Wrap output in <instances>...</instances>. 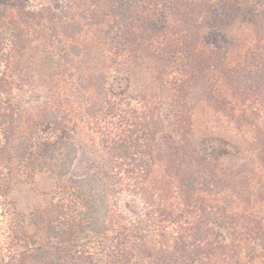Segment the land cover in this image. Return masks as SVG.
<instances>
[{
	"label": "trees",
	"instance_id": "obj_1",
	"mask_svg": "<svg viewBox=\"0 0 264 264\" xmlns=\"http://www.w3.org/2000/svg\"><path fill=\"white\" fill-rule=\"evenodd\" d=\"M15 1L0 3V264H264V0H242L236 35L223 0H71L68 17ZM38 33L62 104L27 80ZM142 69L163 84L129 91ZM43 174L49 204L10 207Z\"/></svg>",
	"mask_w": 264,
	"mask_h": 264
},
{
	"label": "rangeland",
	"instance_id": "obj_2",
	"mask_svg": "<svg viewBox=\"0 0 264 264\" xmlns=\"http://www.w3.org/2000/svg\"><path fill=\"white\" fill-rule=\"evenodd\" d=\"M5 2H8V0H0V3H5ZM70 2L71 0H17L15 1V3L11 4V7L13 8L21 7L24 9L37 10L41 6H49L52 9V12H56V14H58L60 17H62V14L68 17L72 14L71 10H69ZM254 4L258 5V1L253 0L251 6ZM224 5L226 6V8H224ZM248 11L249 10L247 9V5L242 3V0H223L222 4L219 5V13H217L218 15H220V19L222 20L225 19L223 20V22L220 23V25L224 27V25L229 24L228 26L229 30L231 29L235 33V35L239 34L240 33L239 29L236 26H232V24L234 22H237V18L246 19L247 16H245V14L248 13ZM225 15L227 16L225 17ZM249 19L250 18H247V20ZM214 20H215L214 17H210L209 20L207 19L205 21V24L208 26L211 23H213ZM34 26H36V24H34ZM86 27L84 26L82 33L78 37V40H80V42L81 41L85 42L86 40L92 39V33H94V29L91 28L90 30ZM29 39L33 41V44L31 45L32 47H30L31 49H29V51L23 52L25 57L27 56L30 58V56H32V59H31L32 64L29 65V70L26 74L27 80H29V83L31 84V86L32 85L35 86L37 93L40 92L39 88L41 85H43L44 82L46 84L50 83L49 85H46V87L50 90H53L54 92H57L58 99H59L57 102H60L62 104V68L59 69L60 71L59 75H56V72L53 73L52 70L50 72H45L47 68V64H43V61H39V57H41V55L42 56L48 55V52L46 51V47L42 45L43 42L46 39H48V36H46L45 34L40 35V33L30 34ZM36 40H37V45H36ZM2 48H5V47H2ZM60 52H61L60 56H62V51ZM13 53H12V56L14 58ZM17 55H16V58H18ZM34 61H36L40 65H37L38 67H36L34 64ZM132 64H134V62H132L131 59L124 61V65L130 66ZM108 73L109 75H111L110 77H113L112 75L114 73L112 70L111 71L108 70ZM155 76L156 74L145 72L142 69V71L139 73V77L137 76L136 78L137 80H135V82H132L131 85H129L128 90L140 92V91H144V88L148 86H151V88L153 89V88H156V84L158 83L163 84L161 81H159V79H156L157 76L156 77ZM174 76L176 75H173L172 77H168V79L171 80L172 78H174ZM120 78H121L120 75L117 74V78L114 79L113 82L110 81L111 83H113L112 86L117 87V84L119 85L121 82ZM33 80L35 83H33ZM121 85L122 87H120L119 90L126 91L127 90L126 85L124 83H122ZM155 98L157 102L159 100H161V102H164L166 100L165 96H161L159 94H156ZM156 101L154 100V102ZM191 101L192 102H190V105H192L194 100L191 99ZM188 103H189V99H188ZM208 111L209 110L207 109V106L204 103H200L199 108L197 106L195 118H197L199 121L200 130H203V127L205 126V124L209 125V122L203 123L204 120L208 119L207 117ZM191 120H192L191 123H193L194 118L191 117ZM189 122L190 121H188V128H189ZM171 125L173 126L172 122H171ZM190 128H191V125H190ZM172 132H174V130H172ZM189 133L192 134L191 132ZM194 140H195L194 136H189V142L192 148H194ZM56 188H58V185L56 184V179L53 176H50L48 174L39 175L37 176L33 184L18 185L13 190V192L10 195V207L15 208L17 209V211L23 212V213L31 211V210H35V209L44 208L51 201L52 193H54V190H56ZM0 228H3V220L1 217H0ZM2 233L3 232L0 231V256L1 257L3 256L2 254H7L4 248L5 247L4 244L6 242L3 241Z\"/></svg>",
	"mask_w": 264,
	"mask_h": 264
}]
</instances>
